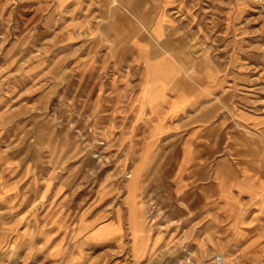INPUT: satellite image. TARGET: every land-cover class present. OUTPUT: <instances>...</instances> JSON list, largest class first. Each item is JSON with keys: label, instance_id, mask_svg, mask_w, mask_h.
<instances>
[{"label": "rangeland", "instance_id": "374dc122", "mask_svg": "<svg viewBox=\"0 0 264 264\" xmlns=\"http://www.w3.org/2000/svg\"><path fill=\"white\" fill-rule=\"evenodd\" d=\"M135 45L178 76L214 65L241 77L264 104V0H0V264H225L199 227L174 226L179 148L151 149L136 195L149 147H124L114 131L117 93L122 107L142 79ZM147 84L141 93H157ZM123 182L128 205L145 204L148 238H167L146 248L129 210L134 257L126 230L114 244Z\"/></svg>", "mask_w": 264, "mask_h": 264}, {"label": "crops", "instance_id": "0c3cea01", "mask_svg": "<svg viewBox=\"0 0 264 264\" xmlns=\"http://www.w3.org/2000/svg\"><path fill=\"white\" fill-rule=\"evenodd\" d=\"M135 46L133 63L138 65L136 76L142 79L122 107L117 93L114 131L124 147H149L148 162L138 175L136 195L140 198L147 183L155 157H150L151 149L179 148L175 172L168 178L174 186V208L180 212L174 226L199 227L200 240L212 251L222 249L225 264H264L263 96L256 90H240L237 85L241 77L216 71L214 65L190 78L178 76L181 71L168 56L151 58L146 50ZM149 67L156 69L159 79L149 80ZM146 82L147 88H155L157 93H141ZM164 191L162 183L160 198ZM117 192L115 188L114 194ZM125 193L123 182L120 202L114 205V229L120 227L114 234V244H120L126 230L133 256L127 226L129 210L140 213L146 248L160 245L167 238L155 231L148 238L143 219L145 204L141 210L136 203L130 207ZM164 207L160 204L159 209Z\"/></svg>", "mask_w": 264, "mask_h": 264}]
</instances>
